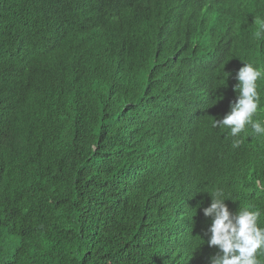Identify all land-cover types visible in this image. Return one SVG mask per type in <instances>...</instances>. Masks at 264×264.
Listing matches in <instances>:
<instances>
[{
    "label": "trees",
    "instance_id": "1",
    "mask_svg": "<svg viewBox=\"0 0 264 264\" xmlns=\"http://www.w3.org/2000/svg\"><path fill=\"white\" fill-rule=\"evenodd\" d=\"M171 2L0 0V264H210L216 187L264 227V137L249 128L233 148L212 127L234 85L191 56L213 0ZM163 19L170 43L147 47ZM212 95L218 109L201 107Z\"/></svg>",
    "mask_w": 264,
    "mask_h": 264
},
{
    "label": "clouds",
    "instance_id": "2",
    "mask_svg": "<svg viewBox=\"0 0 264 264\" xmlns=\"http://www.w3.org/2000/svg\"><path fill=\"white\" fill-rule=\"evenodd\" d=\"M178 1L182 3V0ZM196 1L183 0L181 6L194 4ZM169 2L172 3L171 0ZM261 5H264V0H233L232 4L228 1L226 5H219L213 0L209 8H204L202 20L193 29L203 34L201 39L193 42L191 56H200L201 59H205V63H202L197 71H214L213 67L216 65V70L219 71L217 89L230 87L231 83L234 85L231 87L232 94L228 99L230 101L226 105L229 107L228 103H230V111L221 119L215 118L212 122L213 128L228 129V135L233 138V148L240 147L243 142L241 134L247 135L249 128L255 136L264 137V120L254 119L261 108L262 97L257 82L264 79V71L242 59L249 55L250 50H253L260 58L259 65L264 66V48L262 49L264 7ZM232 9L233 14H231ZM159 23L160 29L152 42L151 39L147 41V47L160 46L170 41L171 26L177 27L175 20L166 22L163 19ZM167 25L170 28L163 30L164 27H168ZM237 33L241 34V40H230ZM210 39L209 48H207L205 42ZM118 49L113 51L114 59L120 56ZM164 57L158 54L156 58L161 70L168 62L167 59H161ZM217 57H220L219 61L216 60ZM175 65L179 68L177 63ZM178 68L172 67L170 75L183 76V68L177 72ZM193 69L192 66L188 77L192 76ZM173 86L174 83L168 80L164 90L166 97L170 95L171 98H176L173 102H169V109H178L184 105L185 101L177 102L182 100L179 98L180 93ZM213 97L214 95L201 103V107L218 109L213 102ZM203 192L211 196L210 206L203 208L204 216L211 218V225L207 230L210 233L207 244L209 247L218 249V252L210 258V264H264V227L260 226L261 212L253 210L250 204L238 203L236 198L234 200L221 187ZM228 200L234 202L233 208L226 203Z\"/></svg>",
    "mask_w": 264,
    "mask_h": 264
},
{
    "label": "bare ground",
    "instance_id": "3",
    "mask_svg": "<svg viewBox=\"0 0 264 264\" xmlns=\"http://www.w3.org/2000/svg\"><path fill=\"white\" fill-rule=\"evenodd\" d=\"M225 1H226V0H225ZM227 1H229V2L231 1V2H232L233 0H227ZM223 3H224V2H223ZM226 3H227V2H226ZM233 12H234V11L231 10V13H232V14H233ZM173 26H174V25H173ZM229 28H230V27H229ZM230 29H231V28H230ZM231 30H232V29H231ZM243 38H244V37H242V39H243ZM236 39H240V40H241V34H238V33H237V37H236ZM166 43H167V42H166ZM168 43H170V42H168ZM263 48H264V46H262V49H263ZM167 54H168V53H166V55H167ZM183 261H184V260H183Z\"/></svg>",
    "mask_w": 264,
    "mask_h": 264
}]
</instances>
